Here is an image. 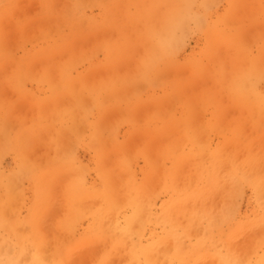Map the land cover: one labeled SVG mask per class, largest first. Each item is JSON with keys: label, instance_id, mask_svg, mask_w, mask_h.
Here are the masks:
<instances>
[{"label": "rangeland", "instance_id": "obj_1", "mask_svg": "<svg viewBox=\"0 0 264 264\" xmlns=\"http://www.w3.org/2000/svg\"><path fill=\"white\" fill-rule=\"evenodd\" d=\"M0 231V264H259L264 0H0Z\"/></svg>", "mask_w": 264, "mask_h": 264}, {"label": "bare ground", "instance_id": "obj_2", "mask_svg": "<svg viewBox=\"0 0 264 264\" xmlns=\"http://www.w3.org/2000/svg\"><path fill=\"white\" fill-rule=\"evenodd\" d=\"M106 17V16H105ZM51 20V19H50ZM115 20V19H114ZM43 21H45V20H43ZM48 22V21H47ZM50 22V21H49ZM17 37V36H16ZM115 44V43H114ZM110 47H111V45H110ZM107 48V47H106ZM110 50H112V48L110 49ZM107 51V50H106ZM107 53V52H106ZM110 54V53H109ZM163 54V53H162ZM108 57V56H107ZM112 60V59H111ZM43 63V62H42ZM101 71V70H100ZM105 72V71H104ZM92 74V73H91ZM107 74V73H106ZM54 81H56V80H54ZM88 84V83H87ZM103 88V87H102ZM107 89V88H106ZM114 89V88H113ZM117 91V90H116ZM82 92V91H81ZM262 101V100H261ZM96 102V101H95ZM260 102V101H259ZM262 103V102H261ZM95 104V103H94ZM98 104V103H97ZM21 105V104H20ZM22 106V105H21ZM82 106V105H81ZM83 106H85L84 104H83ZM25 107V106H24ZM80 107V106H79ZM71 115V114H70ZM63 116V115H62ZM71 117H72V115H71ZM83 117H85V115H83ZM69 119V118H68ZM35 126V125H34ZM39 126H43V125H39ZM134 127H136V125H134ZM138 127V126H137ZM41 128V127H40ZM25 133V132H24ZM94 134V133H93ZM198 134V133H197ZM200 134V133H199ZM96 140V139H95ZM94 140V141H95ZM192 140V139H191ZM97 141V140H96ZM228 141V140H227ZM91 142H93V141H91ZM98 142V141H97ZM96 142V143H97ZM101 142V141H100ZM103 142V141H102ZM103 144V143H102ZM107 144V143H106ZM105 144V145H106ZM91 145V144H90ZM104 145V144H103ZM110 145V144H109ZM107 146V145H106ZM105 146V147H106ZM108 147V146H107ZM106 147V148H107ZM198 148V147H197ZM196 148V149H197ZM199 149V148H198ZM100 150V149H99ZM101 151V150H100ZM197 151V150H196ZM200 151V150H199ZM212 153V152H211ZM215 153V152H214ZM58 154V153H57ZM103 154V153H102ZM101 154V155H102ZM218 157V156H217ZM221 159V158H220ZM255 159V158H254ZM214 160V159H213ZM220 161V160H219ZM219 163V162H218ZM217 163V164H218ZM52 165V164H51ZM55 165V164H54ZM53 165V166H54ZM53 166H51V167H53ZM147 167V166H146ZM235 167V166H234ZM44 168V167H43ZM213 169H214V167H213ZM41 170H43V169H41ZM46 170V169H45ZM215 170V169H214ZM238 170V169H237ZM21 172V171H20ZM41 173H42V171H40ZM39 171H38V173H40ZM249 172V171H248ZM44 173V172H43ZM46 173H47V171H46ZM50 173V172H49ZM245 173V172H244ZM204 174V173H203ZM25 175V174H24ZM39 176V175H38ZM15 177V176H14ZM15 178H17V177H15ZM41 178V175H40V177H39V179ZM205 180V179H204ZM204 182V181H203ZM214 184V183H213ZM10 185V184H9ZM5 186V185H4ZM215 186H217L216 185V182H215V185L213 186V187H215ZM12 187H13V185H12ZM212 188V187H211ZM190 189V188H189ZM193 189V188H192ZM104 190V189H103ZM215 190H217V189H215ZM214 190V191H215ZM206 191H208V190H206ZM213 191V192H214ZM189 192V191H188ZM187 192V193H188ZM192 192V191H191ZM228 192V191H227ZM15 193V192H14ZM87 193V192H86ZM85 194V193H84ZM202 194H203V192H202ZM225 194H227V193H225ZM198 195V194H197ZM134 196V195H133ZM185 196V195H184ZM189 197V196H188ZM188 197H187V199H188ZM201 197V196H200ZM184 198V197H183ZM192 198V197H191ZM225 198H228V197H225ZM190 199V198H189ZM194 199V198H193ZM210 200V199H209ZM186 201V200H185ZM233 201V200H232ZM54 204V203H53ZM104 204V203H103ZM210 204V203H209ZM141 208V207H140ZM172 207H170V209H171ZM220 208V207H219ZM223 208V207H222ZM99 209V208H98ZM101 209V208H100ZM105 209H107V208H105ZM132 209V208H131ZM166 209V208H165ZM53 210V209H52ZM224 212H225V210H223ZM226 211H228V210H226ZM136 212V211H135ZM215 212H216V210H215ZM52 213V211L51 212H49V214H51ZM54 213H52L51 215H53ZM50 215V216H51ZM140 215H141V213H140ZM210 219V218H209ZM44 221V220H43ZM115 221V220H114ZM202 221V220H201ZM233 221V220H232ZM48 222V221H47ZM94 222V221H93ZM109 222V221H108ZM131 222H132V220H131ZM137 223V222H136ZM139 223V222H138ZM137 223V224H138ZM180 223V222H179ZM188 224H189V222H187ZM212 223H213V221H212ZM233 223V222H232ZM127 224V223H126ZM135 224V223H134ZM216 224V223H215ZM47 224H45V226H46ZM182 225V224H181ZM263 225V224H262ZM208 226V225H207ZM111 227V226H110ZM185 227V226H184ZM221 227V226H220ZM224 227V226H223ZM46 228V227H45ZM45 228H43L44 230H45ZM182 228V227H181ZM186 228V227H185ZM189 228V227H188ZM128 229V228H127ZM51 230V229H50ZM89 230V229H88ZM136 230V229H135ZM138 230V229H137ZM219 230V229H218ZM46 231V230H45ZM52 231V230H51ZM127 231H129V230H127ZM251 231V230H250ZM258 231H260V230H258ZM123 232H125V230L123 231ZM175 232V231H174ZM180 232V231H179ZM187 232V231H186ZM165 233V232H164ZM167 233V232H166ZM176 233V232H175ZM248 233V232H247ZM258 234V233H257ZM0 235H2V239L5 237V234H3L2 233V231H0ZM172 235V234H171ZM208 235V234H207ZM213 235H215V234H213ZM217 235V234H216ZM247 235V234H246ZM170 236V235H169ZM211 236V235H210ZM236 236V235H235ZM245 236V235H244ZM253 236V235H252ZM128 237H129V235H128ZM163 237V236H162ZM170 237H172V236H170ZM208 237H209V235H208ZM214 237V236H213ZM246 237V236H245ZM135 238V237H134ZM166 238V237H165ZM203 238V237H202ZM201 238V239H202ZM229 238H230V236H229ZM229 238H228V240H229ZM235 238V237H234ZM240 238V237H239ZM238 238V239H239ZM179 239V238H178ZM237 239V238H236ZM165 240H167V239H165ZM164 240V241H165ZM247 240V239H246ZM249 240V239H248ZM20 244H21V246L23 245V243H24V239H22L21 237H20ZM156 241V240H155ZM163 242V241H162ZM173 242V241H172ZM242 242H243V240H242ZM25 245L27 246V239L25 238ZM206 245V244H205ZM211 245V244H210ZM137 246H139V245H137ZM174 246V245H173ZM192 246H193V244H192ZM220 246H222V245H220ZM206 248H207V246H206ZM173 249V248H172ZM239 249V248H238ZM185 250H187V249H185ZM201 250V249H200ZM204 250V249H203ZM79 251V250H78ZM80 251H81V249H80ZM85 251V250H84ZM83 251H81V254H83L82 253ZM187 252V251H186ZM86 254L88 253V252H85ZM174 253H175V251H174ZM178 253V252H177ZM188 253V252H187ZM187 253H185V254H187ZM196 253H198V252H196ZM206 253H208V252H206ZM214 253V252H213ZM161 254V253H160ZM75 255H77V254H75ZM90 255V254H89ZM164 255V254H163ZM216 256H217V254H215ZM79 256V255H78ZM173 256V255H172ZM171 256V257H172ZM188 256V255H187ZM205 256V255H204ZM76 257V256H75ZM169 257V256H168ZM206 257V256H205ZM207 257H208V255H207ZM213 257V256H212ZM246 257V256H245ZM80 258V257H79ZM88 258V257H87ZM160 258V257H159ZM184 258V257H183ZM77 259V258H76ZM82 259V258H81ZM200 259H201V257H200ZM204 259V258H203ZM206 259V258H205ZM204 259V260H205ZM208 259V258H207ZM219 259V258H218ZM224 259V258H223ZM244 259V258H243ZM180 260V259H179ZM202 260V259H201ZM211 260V259H210ZM159 261V260H158ZM168 261V260H167ZM178 261V260H177ZM192 261V260H191ZM197 261V260H196ZM179 262V261H178ZM218 262V261H217ZM7 263H9V264H15V262H11V261H7ZM76 263H77V261H76ZM78 263H79V261H78ZM159 263V262H158ZM224 263V262H223ZM245 263V262H244ZM243 263V264H244ZM30 264H41V262H40V260H39V258H38V256L36 255V253H34L33 254V256H32V260H31V262H30ZM164 264V263H163ZM166 264V263H165ZM196 264H197V262H196ZM212 264H214L213 262H212ZM259 264H264V258H261L260 260H259Z\"/></svg>", "mask_w": 264, "mask_h": 264}]
</instances>
